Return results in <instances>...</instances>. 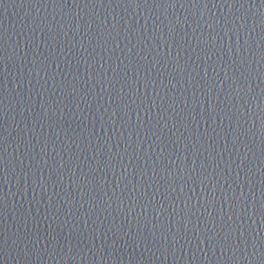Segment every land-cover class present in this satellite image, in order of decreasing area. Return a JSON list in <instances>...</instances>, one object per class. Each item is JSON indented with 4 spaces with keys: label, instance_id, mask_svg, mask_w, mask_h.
Here are the masks:
<instances>
[{
    "label": "water",
    "instance_id": "95a60500",
    "mask_svg": "<svg viewBox=\"0 0 264 264\" xmlns=\"http://www.w3.org/2000/svg\"><path fill=\"white\" fill-rule=\"evenodd\" d=\"M0 264H213L142 132L43 0H0Z\"/></svg>",
    "mask_w": 264,
    "mask_h": 264
}]
</instances>
